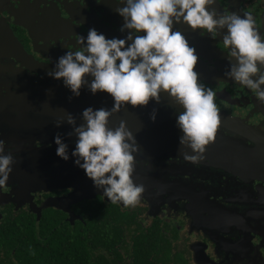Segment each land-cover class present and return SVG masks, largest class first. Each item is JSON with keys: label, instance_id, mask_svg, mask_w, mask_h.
Returning a JSON list of instances; mask_svg holds the SVG:
<instances>
[{"label": "flooded vegetation", "instance_id": "flooded-vegetation-1", "mask_svg": "<svg viewBox=\"0 0 264 264\" xmlns=\"http://www.w3.org/2000/svg\"><path fill=\"white\" fill-rule=\"evenodd\" d=\"M118 7L123 5L116 0H0V139L5 154L11 149L15 158L7 186L0 188V234L6 227L19 234L13 245L0 235V264H24L16 250L32 242L36 247L56 230L92 243L79 245L80 256L49 264H264V104L224 75L230 69L226 30L213 38L206 30L174 25L196 49L199 81L216 93L220 126L204 159L194 165L135 139L140 154L132 179L145 187L140 202L124 207L102 193H81L92 180L75 164L78 137L66 120L71 114L77 127L83 124L84 107L68 105L74 95L48 73L91 29L125 39ZM215 7L221 14L251 12L264 35V0H216ZM9 32L26 53L10 48ZM85 93L100 105H114L107 93L93 95L84 86ZM160 99L147 106L176 116L183 111L167 94ZM111 118L108 127L115 129ZM57 134L68 146L67 161L56 155ZM71 164L75 179L53 180Z\"/></svg>", "mask_w": 264, "mask_h": 264}, {"label": "clouds", "instance_id": "clouds-1", "mask_svg": "<svg viewBox=\"0 0 264 264\" xmlns=\"http://www.w3.org/2000/svg\"><path fill=\"white\" fill-rule=\"evenodd\" d=\"M123 7L116 12L123 18L121 32L125 39H108L95 29L88 31L86 40L79 36L75 51L59 57L48 75L63 80L76 97L82 87L91 93L109 94L114 105L109 109L82 113L84 123L68 114L66 122L78 137L72 156L76 166L84 170L94 186L103 189L111 204L134 207L145 191L132 177L136 168L135 155L139 146L121 121L115 129L108 127L109 119L127 106L146 107L150 101L161 103V93L167 94L183 111L178 113L177 125L183 159L198 164L204 159L206 146L215 140L220 126L216 93L199 81L195 71L199 56L194 46L174 25L185 24L192 31L206 30L213 38L224 30L222 43L228 49L230 69L224 75L236 84L255 93L264 104V35L251 12L242 15L216 10V0H116ZM145 33V35H140ZM203 34V33H202ZM87 77L93 79L89 83ZM155 110L151 119L155 121ZM65 121L57 122L60 127ZM73 133H69L71 136ZM56 155L67 161L68 146L60 134L55 137ZM0 139V188L7 186L15 158ZM83 161V162H81Z\"/></svg>", "mask_w": 264, "mask_h": 264}, {"label": "water", "instance_id": "water-1", "mask_svg": "<svg viewBox=\"0 0 264 264\" xmlns=\"http://www.w3.org/2000/svg\"><path fill=\"white\" fill-rule=\"evenodd\" d=\"M7 41L12 50L26 53L24 47L14 37V35L11 34V32H9ZM86 79L92 80L93 78L87 77ZM109 97L110 96H108V98ZM67 100L69 101L68 105L77 104L78 101V105L83 106L84 110L89 107H91L93 110H98L100 108L110 110L113 107L111 105H100L95 101V98L90 97V95L87 93H85L84 95L80 94L78 97L69 96ZM130 107L133 108L132 106ZM133 109L138 111L143 117H145V119H138L126 108H122L119 113L111 116L112 118L110 122L113 123V128L118 127L120 122L123 121L126 123L128 130L133 134L134 138L142 143L153 144L157 147L168 150L170 153L174 152L176 154H181V152L184 151H187L189 154L191 153L190 149L182 148L180 145L179 141L183 136V133L177 125L178 116L168 113L165 110L155 109L149 106L137 107ZM154 110L156 116L155 121L151 119ZM72 166L73 164L70 165V169L66 172V174H64V172H62L60 175L53 174V180L58 182L71 181L68 175H73ZM75 177L77 176H74V179ZM76 186L77 185H74V187ZM82 192L84 195H94L100 193L103 194V189L96 188L92 181L81 189V193Z\"/></svg>", "mask_w": 264, "mask_h": 264}, {"label": "trees", "instance_id": "trees-1", "mask_svg": "<svg viewBox=\"0 0 264 264\" xmlns=\"http://www.w3.org/2000/svg\"><path fill=\"white\" fill-rule=\"evenodd\" d=\"M17 232L15 227H6L0 235L7 244L13 245L19 235ZM27 236L29 237V235ZM89 242L92 243L91 237L79 236L78 234L68 236L56 230L46 241L37 243L36 247L33 246V242L28 246L19 247L15 257L18 260H23L24 264H49L50 260L61 261L66 257L80 256L79 245Z\"/></svg>", "mask_w": 264, "mask_h": 264}]
</instances>
